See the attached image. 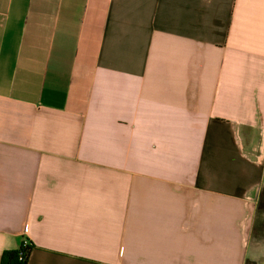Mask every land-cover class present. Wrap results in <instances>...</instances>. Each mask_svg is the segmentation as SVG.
Returning <instances> with one entry per match:
<instances>
[{"label":"crops","instance_id":"obj_1","mask_svg":"<svg viewBox=\"0 0 264 264\" xmlns=\"http://www.w3.org/2000/svg\"><path fill=\"white\" fill-rule=\"evenodd\" d=\"M264 0H0V258L260 264Z\"/></svg>","mask_w":264,"mask_h":264},{"label":"trees","instance_id":"obj_2","mask_svg":"<svg viewBox=\"0 0 264 264\" xmlns=\"http://www.w3.org/2000/svg\"><path fill=\"white\" fill-rule=\"evenodd\" d=\"M259 214H264V189L259 194L256 208V220L253 226V230L255 228L257 233L264 230V223H257ZM31 249L32 245L30 243L27 246H23L22 241L17 250L5 251L2 253L0 264H27Z\"/></svg>","mask_w":264,"mask_h":264},{"label":"rangeland","instance_id":"obj_3","mask_svg":"<svg viewBox=\"0 0 264 264\" xmlns=\"http://www.w3.org/2000/svg\"><path fill=\"white\" fill-rule=\"evenodd\" d=\"M259 222L264 223V214H259L257 217V223ZM249 252L260 264H264V230L257 233L254 228L249 245Z\"/></svg>","mask_w":264,"mask_h":264},{"label":"built area","instance_id":"obj_4","mask_svg":"<svg viewBox=\"0 0 264 264\" xmlns=\"http://www.w3.org/2000/svg\"><path fill=\"white\" fill-rule=\"evenodd\" d=\"M29 244V242L27 240L23 241V246H27Z\"/></svg>","mask_w":264,"mask_h":264}]
</instances>
